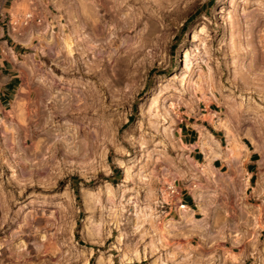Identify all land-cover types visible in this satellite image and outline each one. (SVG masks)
Here are the masks:
<instances>
[{
    "label": "rangeland",
    "instance_id": "1",
    "mask_svg": "<svg viewBox=\"0 0 264 264\" xmlns=\"http://www.w3.org/2000/svg\"><path fill=\"white\" fill-rule=\"evenodd\" d=\"M3 41L26 70L0 121V264H174L148 227L176 180L202 188L177 133L198 104L223 174L256 151L264 201V0H0Z\"/></svg>",
    "mask_w": 264,
    "mask_h": 264
},
{
    "label": "crops",
    "instance_id": "2",
    "mask_svg": "<svg viewBox=\"0 0 264 264\" xmlns=\"http://www.w3.org/2000/svg\"><path fill=\"white\" fill-rule=\"evenodd\" d=\"M7 1L12 8L16 0ZM13 49L7 41L0 42V121L10 108L9 101L20 81V69L26 70V63L22 65L20 55ZM8 51L11 58L6 55ZM215 113L198 104L177 124L181 144L192 147L186 154L191 168L185 174L194 176L195 182L199 179L202 188L193 186L192 179L176 180L169 186L167 191L172 200L161 204L164 216L157 222L154 236L161 251L174 264H264V201L245 197L254 181L257 153L252 150L245 153L244 171L239 175L223 174L221 157L207 163L209 136L218 144L217 148L210 142L215 151L222 148V140L208 131L212 122H216ZM202 142L206 145H198ZM225 179L227 184L222 182ZM238 179L242 182L239 190ZM204 180L207 182L202 183ZM128 264L146 263L138 259Z\"/></svg>",
    "mask_w": 264,
    "mask_h": 264
},
{
    "label": "bare ground",
    "instance_id": "3",
    "mask_svg": "<svg viewBox=\"0 0 264 264\" xmlns=\"http://www.w3.org/2000/svg\"><path fill=\"white\" fill-rule=\"evenodd\" d=\"M119 1V0H118ZM119 4V3H118ZM119 6V5H118ZM124 14V13H123ZM123 14H120V16L119 17H123L124 15ZM121 20V19H120ZM233 23H235V22H233ZM242 25V24H241ZM230 26L232 27L233 25H232V23H230ZM237 29V28H236ZM232 30V29H231ZM201 31H203L202 30V28H200V30H199V32L198 33H200ZM242 34V33H241ZM191 36V35H190ZM48 37V36H47ZM46 37V38H47ZM45 38V39H46ZM49 38H50V36H49ZM244 38V37H243ZM241 39V38H240ZM44 40V39H43ZM197 41H199V39H198V35H197V33H194L192 36H191V43H195V42H197ZM44 42H45V45H46V47H50V40L47 38L46 40H44ZM22 43V42H21ZM25 46H28V45H31V39L29 38L27 41H25ZM238 44H239V42H238ZM182 67H183V69H186V70H189V67H190V53H189V51L188 50H186L185 52H184V54H183V59H182ZM202 77H204V78H206V79H209L210 78V73L208 72V73H205V74H201V69H198L197 70V78H202ZM195 83V81L190 77V78H188V81H187V88H192V86H193V84ZM214 115V114H213ZM226 134H227V136H228V138H229V141H231L232 139H233V137H232V135H231V133L229 132V130L227 129L226 130ZM209 140H210V142H213V139H212V137L211 136H209ZM215 145H216V147L218 148V144H217V142H213ZM232 143V142H231ZM236 145H237V143H235ZM198 145H206V143L205 142H202V143H200V144H198ZM235 146V145H234ZM241 146V145H240ZM242 149V148H241ZM241 149H240V147H239V145H237V146H235V147H233L232 149H229V153H227L225 156H227L228 157V161H236L237 159H236V157L233 155V154H235V153H237V152H239V151H241ZM219 154H220V152H219V150L218 151H214V154L213 155H211L212 157H210V158H207V163H209L210 162V160L211 159H213V158H215V157H217V156H219ZM220 157H221V155H220ZM236 159V160H235ZM229 163V162H228ZM236 163V162H235ZM205 167V166H204ZM203 167V168H204ZM202 171H203V169H202ZM244 183V182H243ZM195 195H196V193H194ZM134 217H136L137 218V215H135ZM150 217V216H149ZM153 219V218H152ZM152 219H151V221H152ZM145 220V219H144ZM140 223L141 222H139V219L137 218V221H136V224L134 225V229H136V228H139L140 227ZM149 228V230H150V233L151 232H156L157 230V225L155 224V223H150V226L148 227ZM149 234V233H148ZM153 234V233H152ZM156 233H154V235H155ZM135 259V258H134ZM137 259V258H136ZM139 259H140V257H139ZM138 260V259H137Z\"/></svg>",
    "mask_w": 264,
    "mask_h": 264
},
{
    "label": "built area",
    "instance_id": "4",
    "mask_svg": "<svg viewBox=\"0 0 264 264\" xmlns=\"http://www.w3.org/2000/svg\"><path fill=\"white\" fill-rule=\"evenodd\" d=\"M171 192L173 193V190Z\"/></svg>",
    "mask_w": 264,
    "mask_h": 264
}]
</instances>
